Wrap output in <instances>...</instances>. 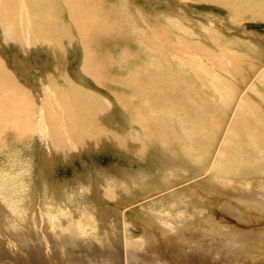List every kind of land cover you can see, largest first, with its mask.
I'll list each match as a JSON object with an SVG mask.
<instances>
[{
  "label": "bare ground",
  "instance_id": "bare-ground-1",
  "mask_svg": "<svg viewBox=\"0 0 264 264\" xmlns=\"http://www.w3.org/2000/svg\"><path fill=\"white\" fill-rule=\"evenodd\" d=\"M112 1L0 0V29L2 31L0 34V145H7L9 140L11 141L10 138H15L17 134H19L18 140L20 139V141L26 143L31 142L35 136V138L41 139L43 149L46 148L49 152L47 154L49 155V161L53 162L55 156H52L58 152L54 145L59 148L61 144L64 149H69L64 155L68 161L71 160L72 156H82L84 153L87 152L88 154L91 151L99 152L110 146L129 152V150L132 151V147L135 149L133 141L138 140L137 143H140L142 150V154H140L144 155L143 153L147 154L150 150L148 143H146L148 139L149 141L162 143L164 148H174L171 138L173 132H175L173 135H176L184 129L183 121H180V123L178 122L179 119L195 116L201 124V134L185 140L187 141V144H185V147H187L186 152L189 153L191 158L189 159V168L192 171L189 174L191 176L193 171L195 174L196 169L199 168V165L196 164L205 159L207 162L208 155L215 157L211 159L212 164L207 173L204 174L205 176L202 177L204 180H212L210 178L216 176L214 172L219 162L225 160H232L231 167L233 163L239 162H235L237 159L242 161L243 164L245 163V167H247V164L251 165L250 162H252L254 163V169L259 167L258 170L261 169V173L264 170V34L259 37L260 42L254 40L248 42L241 39L242 46L247 47V50L249 48L247 55L243 52L233 51L227 41H224L216 32L217 27L212 23L205 30L207 39L215 46L212 49L206 43H199V38L194 40V36L189 37V34H186V39H175L172 33L173 26L170 25V23H174L175 19L169 17L166 13L162 14L157 11V14H154V12L146 13L147 10L144 11L133 6L134 4L132 5L130 0H117L115 3L118 6H115ZM184 1H186V4L194 1L223 7L229 12L230 20L235 25L243 24L242 22L247 19L264 23V0ZM134 19L139 21L138 26ZM66 42L69 44L78 42L81 45L82 56H80L81 60L77 73L81 76L80 78L88 77L92 79L100 88L108 89L109 93L115 95V98L119 100H106L105 94H100L96 90L97 88L94 89V86L83 85L82 82L75 81L71 77L72 75L68 72ZM131 43H135L140 52L141 50L147 51L148 61L144 62L146 65L137 64L132 68L133 70H124L122 74H117L115 73V66L118 63L123 64L136 60L139 57L138 53L131 51L126 46V48H122L123 51L119 55L120 61L117 62L110 56L108 48L110 45L123 47ZM13 44L24 47L26 52H29L34 46L37 49L47 50L52 55V74H54L55 81L51 79L52 74L48 75V78L45 77V81L43 79L45 92L31 87L27 79L18 75L21 64L15 60V56L16 68H13L10 60L4 54L5 46ZM156 61L162 64L160 65V75H156L155 65H152ZM175 67L177 69L171 70ZM180 68L183 69L184 73L180 72ZM222 73L226 78L234 79V77L238 78L246 75L243 81L248 82L251 80L247 92L241 99L234 98L237 91H234L233 95L230 92L226 97L223 96L226 88L232 91L234 85L233 82L231 83L224 76H221ZM210 74L217 78L210 88L211 92L209 91L210 93L206 94L198 91L203 86L200 82L205 81V76L207 77ZM246 77H248L247 80ZM111 88L123 89L127 93H119ZM236 89L238 90V88ZM208 96L215 99L208 98ZM116 107H119L125 114L124 130H129V127L136 125L138 128H142L144 132L137 135L138 138L132 136V142L120 135V131L110 129L108 126L107 118ZM116 116L118 115L116 114ZM186 130H188L187 127ZM131 133L137 134L136 132ZM138 151L140 150L138 149ZM258 157L261 159H257ZM258 160L260 161L258 162ZM204 170L203 168L199 171L203 173ZM226 172L228 171H225L224 174ZM190 175H186V179L191 178ZM244 176L246 177V175ZM188 181H186V188L184 187L186 194H184V188V191L182 189L173 190L172 194L175 197L190 198L194 202L205 201L203 195L206 193H200L198 196L193 195V191L188 188H194L196 183L195 181ZM261 182L258 183L261 184ZM49 183L52 184L51 181ZM40 184H43L42 180ZM50 185L47 190L40 193L39 199L43 201V205H40V207L29 201L23 203L24 209L25 206L28 207L25 211L24 209L23 211L17 210L18 214H13V219L8 218V216L5 217L0 212V231L4 232L0 233V254L8 253L13 257L21 255L24 257L22 264H35L37 260L39 264H166L160 256H158V259L156 258L157 261L155 262H151V259H149V257L154 259L153 255L143 257V254L148 252L149 248L143 237L134 242L131 247L133 249H143L145 253L138 257L137 253L134 254L133 251L132 255L129 248L130 237H128V232L134 225H130L131 221L128 219L126 212L121 213L115 209L118 204L110 200V197L113 196L112 189L106 191L107 196H109L108 199H106L107 196L100 195L107 201L106 204L111 210L110 212H107V209H102L98 213H94L92 210L86 212L80 210L78 213L79 210L77 212L72 210L71 203L68 200L69 190H75V188H71L69 182L64 183L63 186L62 183H59L55 188ZM218 188L216 192L223 189L220 186ZM258 188L260 187L258 186ZM227 190L224 189V191ZM93 191V187L92 189L87 187L81 192L86 198L96 199V195L93 196ZM250 191L246 192L245 190L246 193L251 194L252 199L257 201V208L264 205V197L256 196L254 198L257 189L252 188ZM216 192L212 195L210 191L208 194L214 197ZM189 201L191 202V200ZM233 201L231 200V203ZM228 202L224 204L227 211L235 213L237 216L249 215L247 212L242 214V211L238 214L234 207L236 203L234 206H227ZM99 203L97 202V205ZM205 204L207 203L205 202ZM201 207L204 208L205 206L201 205ZM36 208L38 209L36 210ZM202 208L201 210H203ZM1 210L4 212L3 208ZM48 210L53 211V217H47ZM218 210L217 208H211L209 214L213 216L214 211L221 213ZM186 211L188 212V210ZM31 214H37L38 218H41L38 237L36 236L38 239L33 236V233L31 234L28 228L27 230L26 227L22 226L21 222L16 221L17 219L22 221L23 216L29 215L30 217ZM178 215L180 214L178 213ZM187 216L184 218L185 221L190 219ZM163 222L166 223L167 221L164 220ZM215 224H217L214 227L215 231L219 232L221 229L226 234L224 235L221 232L225 240L228 239L229 241L228 244L223 243L228 246L227 249L229 250L234 246L230 243L235 242L238 238L237 241H239L243 235L239 237L228 226L225 230L218 223ZM180 228L182 229V227ZM227 234L230 237L232 236L233 239H229ZM211 235L214 239L223 238L220 234L219 236L213 233ZM189 241L191 242V240ZM183 242L185 243V240ZM205 246L209 247L210 244ZM201 247L200 245L197 251L192 250L193 248L191 250L189 248L188 252H181L180 250L177 258L183 257V263L185 264H203L206 260L220 263L223 260L225 261L223 258L228 254L223 250L219 251L220 248L216 246L209 247L204 252L200 249ZM186 253L191 256L190 259L187 258ZM216 255L219 257L217 258ZM210 257L213 260L208 259ZM237 257L239 258V256Z\"/></svg>",
  "mask_w": 264,
  "mask_h": 264
},
{
  "label": "rangeland",
  "instance_id": "rangeland-1",
  "mask_svg": "<svg viewBox=\"0 0 264 264\" xmlns=\"http://www.w3.org/2000/svg\"><path fill=\"white\" fill-rule=\"evenodd\" d=\"M111 1L112 0H110V2ZM130 1L132 5L134 4L133 6L140 8L144 11L147 10L145 11L146 13L154 12V14H157L156 13L157 11L158 13H162V14L166 13L167 15H169V17L174 18L175 19L174 23H170V25L173 26L172 33L175 39L177 38L186 39V34H189L188 35L189 37L194 36L195 38L194 40H196V38H199L200 39L199 43L201 44L206 43L212 49H214L215 46L207 39V35L205 33V30L210 26L209 24L212 23L215 24L217 27L216 32L219 33V35L223 38L224 41H227L229 47L233 51L243 52L247 55L249 48L247 50V47L242 46L240 42L241 39L248 42L249 41L252 42L253 40L256 42H260L259 37H261L262 34H264V23L262 22L259 23L258 21L247 19L244 22H242L243 24L240 23L235 25L234 22L230 20L229 12L225 8L210 3L205 4L201 2L190 1L186 4L185 3L186 1L184 0H130ZM115 2H117V0L112 1V3H114L115 6H118ZM134 20L136 21L138 26L139 21L137 19ZM1 32L2 31L0 29V34ZM191 39L193 38L191 37ZM66 45H67L66 53H67L68 72L70 73V75H72L71 77L75 81L82 82L83 85L86 84L92 87L94 86V89L97 88L96 90L99 91L100 94L103 95L105 94L106 100H119L115 98V95L109 93L108 89L105 90L104 88L103 89L100 88L99 85L94 83L92 79L88 77L86 78L82 77V79L80 78L81 76L78 75L77 73L79 70V64L81 60L80 56H82V52H81L82 48L80 47L81 45H79L78 42L75 43L73 42L72 44L66 42ZM124 46L120 47V46L110 45L108 48L109 53L111 54L110 56L114 58L117 62H119L120 61L119 55H121V52L127 46L131 51L138 53L139 57L136 60L129 61L128 63H123V64L118 63L117 66H115V71H116L115 73L117 74H122L124 70L129 71L132 68H134V66H137V64H144V62L148 61V54L146 53L147 51L141 50L140 52L139 47L136 46L135 43L126 44ZM33 47L34 46H32V48ZM32 48L29 52H26L25 48L24 47L22 48L19 44L6 45L4 48V54L10 60V63L14 69L16 68L15 67L16 64L14 63V61L17 60L18 62H20L21 66L19 68L20 71L18 72V75L24 77V79H27L31 87L35 88L36 90L45 92V86L42 81L43 79L45 81V77L48 78V75H51L53 73L52 55L47 50L37 49L36 47H34L33 49ZM14 56L16 57V59ZM152 65H155L156 75H160V68H161L160 65L162 64L157 63L156 61V63H153ZM175 69H177V67L171 68V70H175ZM180 72L184 73L183 69L180 68ZM246 73H247V69H246ZM53 76L54 74H52L51 79L54 80ZM221 76L225 77L223 73L221 74ZM245 76L246 75L238 78L234 77V79L225 77L231 83L233 82L232 84L234 86L232 88V91L229 90L228 88H226V90L224 89L226 92L223 93L224 94L223 96L226 97L228 93L230 94V92L233 95V92L237 91L236 92L237 96L235 95L234 98L237 97V100L241 99L243 95L247 92L249 82L251 83V80L248 82L243 81ZM78 78L79 80H77ZM247 78L248 77H246V80ZM205 79H206L205 81L200 82V84H203V86L198 91L209 94L211 92L210 88L213 82H215L217 78L214 77V75L210 74L207 77L205 76ZM235 87L238 88V90ZM111 89L116 90L119 93H127L123 89H116V88H111ZM210 97L208 96V98ZM211 98L215 99L213 97ZM113 112H111V115L109 116L110 118L109 117L107 118V121L109 122L108 126L110 129L120 131L121 132L120 135H123V137L128 138L129 141L131 142L133 140V138H131L132 136L136 137L137 135L144 133L142 128H138V126L136 125H132V127H129V130H124V125H125L124 112L119 107H116V109H114ZM116 114L118 116H116ZM119 116H122L123 118ZM180 121H183L184 132L183 131H181L180 133L176 132L177 133L176 135H173L175 134V132H173L171 138L173 140L174 148L171 149L164 148L163 147L164 145L162 143L153 140L149 141L148 139L146 143H148L150 150L147 152V154L143 153L144 155H141L142 154L141 145L140 143H137L138 140L136 141L134 139L135 141H133V145L135 149H133L132 147V151L129 150L128 152V151H124L123 149H118V148L116 149L115 147L110 146L109 148L100 150L99 152L91 151L88 152V154L87 152L84 153L82 156H78V157L72 156L71 160L69 159L68 161L65 159L64 155H66V153L68 152L67 150L69 149L68 148L64 149V147L61 144H60L61 147L59 146V148L56 145H54L58 152L56 155L53 154L52 157L55 156L54 157L55 160H53V162H50L49 155H47L49 152H47L46 148L43 149L41 144V139L37 137L35 138L34 136L31 142L26 143L24 141L23 142L20 141V139L18 140L19 134L15 133L17 135H15V138L14 137L10 138L11 141L9 140L7 145H0V212L4 214L5 217L8 216V218L13 219L14 216L13 214H16L17 210L23 211L24 209L23 203L29 201V202H33L34 205H36L37 207H40V205H43V201L39 199L40 193L43 190L48 189L50 185L49 181L52 182L50 186L53 188H55V186H57L59 183L60 184L62 183L63 186L64 183H68V182L69 185H71L70 186L71 188H75V190H69V194H68V198H69L68 200L70 201L71 208L74 212H77L78 210H79L78 213L80 212V210H84V212L92 210V212L98 213V211H101L102 209H107V212H110L111 210L108 208V205L106 204L107 201L102 197H100V195L106 197L107 196L106 191L108 189L110 190L112 189L113 196L110 197V200L113 202H117L118 204V206H116L115 209L119 210V212L121 213L126 212L128 219L131 221L130 225L132 224L134 225V227H132V229L129 230L128 232V237H130V241L128 240L130 242L129 248L131 249L132 255H133V251L134 254L137 253L138 257H141L142 253H145L143 249L142 250L138 248L133 249V247H131V245L134 242L138 241L140 238L142 239L143 237L144 241L148 243V247H149L148 252L143 254L144 255L143 257L153 255L154 259L149 257V259H151V262L157 261V259L159 258L158 256H160L161 258H163L166 264H185L183 263L184 260L183 257L177 258L180 253V250L181 252H188L189 248L190 250L193 248L192 250L197 251L201 245L202 247L200 249L202 250V252H204L205 250L207 251V248L209 247L212 248L216 246L220 248L218 249L219 251L223 250L224 252L228 253L227 256H224L223 258L225 259V261L223 260L225 264H264V207H263L264 205L259 206L260 208H257L256 205L257 201L252 199L250 193H246V192H251L250 190L252 188H255L257 189V192L255 193L254 198L256 196L261 198L264 197L263 196L264 170L262 171L263 174L262 172L260 173L261 169L258 170L259 167H257L258 169H254L255 168L253 167L254 163L252 162H250L251 165L247 164V167H245L246 164L245 163L243 164L242 161L238 159L235 160V162L236 161L239 162L233 163L231 167L232 160H225L223 162L222 161L219 162L220 167L219 165L216 167L214 172L216 173L215 174L216 176L210 178L212 180H207V179L204 180L202 179V177L205 176L204 174L207 173L208 169L210 168L212 164L211 159L215 157L208 155L209 158H207L208 159L207 162L205 159L202 162L196 164L199 165L198 166L199 168L196 169L195 174L193 171L192 174L193 177H192L189 174L192 172L190 171L191 169L189 168V159L191 158L189 157L190 156L189 153L186 152L187 147H185L186 146L185 144H187V141L185 140L197 134L198 135L201 134L200 132L201 124L198 118H195V116H190L186 118L182 117V119L181 120L179 119L178 122ZM185 126L187 127L188 130H186ZM131 132H136L137 134L134 135ZM178 140L180 143L177 142ZM138 149L140 151H138ZM257 159H261V158L258 157ZM259 161L260 160H258V162ZM224 162L227 164L229 163L228 166L230 167L228 166L226 167L227 164L225 165ZM218 167L221 169H219ZM203 168L205 170L202 171L203 173H200L199 170ZM231 170L235 172V173L233 172V174L235 175L232 174ZM222 171L224 172L230 171L229 172L230 174L228 172L224 174V172L222 173ZM186 175H190L191 178L186 179ZM244 175H246V177ZM41 180L43 181L42 185L40 184ZM261 180L263 181L261 182ZM186 181L188 182L195 181L196 183L195 187L192 189H190L189 187L188 189L190 191H193V195L196 194V196L200 195V193H206L205 195H203V198L206 200L194 202L190 198L184 199L178 196L175 197V195L172 194V191L181 190V189L183 190L184 187L186 188V184H187ZM243 181L245 184L243 183ZM253 181L256 185L253 183ZM258 182H261V184ZM89 183L90 184L92 183L91 186H89L90 185ZM231 185L235 187V189H233ZM219 186L223 189L222 190L220 189V191L216 192ZM258 186L260 188H258ZM87 187H90L91 189L92 187L94 188L95 192L93 191V196L95 197L96 195V199H91V197L86 198L84 196V194L81 191H83V189ZM198 187L200 188L198 189ZM246 187H248L249 189ZM185 188H184L185 191L183 190L184 194H186ZM230 188H232V190H230ZM224 189H228V190L224 191ZM208 192L212 195L213 193L216 192V195L212 197L210 194H208ZM27 193H31V194H27ZM108 198L109 196L106 197V199ZM189 200H191V202ZM231 200L232 201L235 200V201L231 203ZM97 202L100 203L97 205ZM146 202L148 204L147 206H146ZM205 202L207 204H205ZM209 202L212 204L211 206ZM227 202H228L227 206L228 205L234 206V204L236 203L234 207L236 212H238V214H240L239 212L242 211L241 212L242 214H244L243 212H247V214L249 213V215L244 214L241 215L242 216L241 217L240 215L237 216L235 213H231L227 211L224 208V204ZM200 204L203 207L204 206L205 207L202 208ZM99 205L100 207L98 208ZM194 205H197L196 207H200V208H196ZM26 207L28 206H25V209ZM2 208L4 209V212L1 210ZM201 208L203 210H201ZM211 208H217L219 209L218 211H221V213L220 212L216 213V211H214V215L212 216L211 214H209L210 212L209 209ZM37 209L38 208H36V210ZM186 210H188V212ZM178 213L180 215H178ZM52 214H54L53 211H49V210L48 213H46V215H48L47 216L48 218L53 217ZM172 216L175 218H173ZM186 216L187 218L189 217L190 219H186L185 221L184 218H186ZM218 216L220 219L218 218ZM155 217H159V218H155ZM177 218H181V219H177ZM40 219L41 218H38L37 214L36 215L31 214L30 217L29 215L23 216L22 221L18 219L16 221L21 222L20 224L26 227V229L28 228L31 234L33 233V236L38 237L39 224L41 223ZM164 220L165 222L166 221L167 222L164 223L163 222ZM215 223H218L221 226V228L225 230H227L226 227L228 226L232 230V232L234 233L236 232L235 234H237V236L239 235V237L243 234L240 237L241 239L239 241H237L239 238L238 239L236 238L237 240L235 242L230 243L231 245H234L232 248H230V250L227 249L228 246L224 245L229 243L228 239L227 241L225 240L224 235L226 234L220 228H219L220 229L219 232L215 231L214 227L215 225H217ZM221 223H223L222 224L223 227ZM166 227L169 228L167 229ZM180 227H182V229ZM1 232L2 231H0V233ZM212 233L216 234L217 236H219L220 234L222 235L223 238L219 237L214 239L211 235ZM5 235L7 236L6 233ZM5 235L3 234L2 236L4 237ZM145 236L146 238H144ZM175 236L176 238H174ZM37 237L36 239H38ZM227 237H229V239L232 238V236L230 237L228 236V234ZM184 240L185 243L183 242ZM189 240H191V242L193 241V243H191ZM36 241L38 242V240ZM204 244L205 245L210 244V246L208 247L205 246ZM237 256H239V258L241 259H239ZM190 257L191 256L187 254V258L190 259ZM216 257L218 258L219 256L216 255ZM199 259H201V257H199ZM208 259H212V257ZM23 260L24 257L21 255H18V257H13L11 254L9 255L8 253L0 254V264H22L24 262ZM223 261L220 263H215V262L213 263L211 262V260L210 261L206 260L203 264H224ZM186 263H188V261H186ZM35 264H39L38 260Z\"/></svg>",
  "mask_w": 264,
  "mask_h": 264
}]
</instances>
